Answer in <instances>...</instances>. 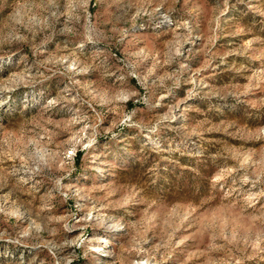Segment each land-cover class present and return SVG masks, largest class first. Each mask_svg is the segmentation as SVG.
Listing matches in <instances>:
<instances>
[{"label":"rangeland","instance_id":"1","mask_svg":"<svg viewBox=\"0 0 264 264\" xmlns=\"http://www.w3.org/2000/svg\"><path fill=\"white\" fill-rule=\"evenodd\" d=\"M0 264H264V0H0Z\"/></svg>","mask_w":264,"mask_h":264}]
</instances>
